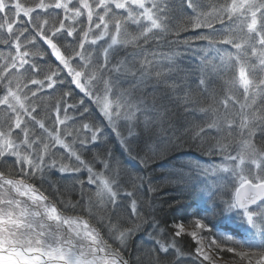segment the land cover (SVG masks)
Listing matches in <instances>:
<instances>
[{
	"label": "snow or ice",
	"instance_id": "1",
	"mask_svg": "<svg viewBox=\"0 0 264 264\" xmlns=\"http://www.w3.org/2000/svg\"><path fill=\"white\" fill-rule=\"evenodd\" d=\"M0 264H264V0H0Z\"/></svg>",
	"mask_w": 264,
	"mask_h": 264
},
{
	"label": "trees",
	"instance_id": "2",
	"mask_svg": "<svg viewBox=\"0 0 264 264\" xmlns=\"http://www.w3.org/2000/svg\"><path fill=\"white\" fill-rule=\"evenodd\" d=\"M185 152L187 153L188 152V150H185ZM189 155H196V153L195 152H191V153H189ZM184 158H186V157H184ZM175 162H177V161H161L160 163L164 166V167H167L168 165H170L171 163H175ZM138 238H134L133 239V241L131 242V246H132V248L133 249H135V246H136V244L138 243Z\"/></svg>",
	"mask_w": 264,
	"mask_h": 264
},
{
	"label": "rangeland",
	"instance_id": "3",
	"mask_svg": "<svg viewBox=\"0 0 264 264\" xmlns=\"http://www.w3.org/2000/svg\"><path fill=\"white\" fill-rule=\"evenodd\" d=\"M165 162V161H164ZM138 241V240H137ZM139 242V241H138ZM136 247V246H135Z\"/></svg>",
	"mask_w": 264,
	"mask_h": 264
}]
</instances>
